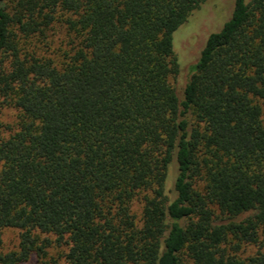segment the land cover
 Returning a JSON list of instances; mask_svg holds the SVG:
<instances>
[{"label": "trees", "instance_id": "16d2710c", "mask_svg": "<svg viewBox=\"0 0 264 264\" xmlns=\"http://www.w3.org/2000/svg\"><path fill=\"white\" fill-rule=\"evenodd\" d=\"M207 1L0 0V264H264V0L180 97L173 36Z\"/></svg>", "mask_w": 264, "mask_h": 264}, {"label": "rangeland", "instance_id": "374dc122", "mask_svg": "<svg viewBox=\"0 0 264 264\" xmlns=\"http://www.w3.org/2000/svg\"><path fill=\"white\" fill-rule=\"evenodd\" d=\"M235 0H208L202 7L195 11L190 19L173 36V47L180 65V74L172 80L174 86L182 97L185 86L190 76L191 68L201 55L203 48L211 34L221 31L234 11ZM60 37L55 38L57 43ZM18 112L10 107L0 109V123L5 127L15 130L18 121ZM4 130V129H3ZM136 214H141V207L136 204L133 207ZM4 250L11 251L17 248L18 232L8 229L3 234ZM256 248L247 247L243 250V256L254 254ZM25 264H38L36 257Z\"/></svg>", "mask_w": 264, "mask_h": 264}]
</instances>
